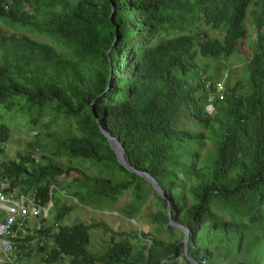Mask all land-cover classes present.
<instances>
[{"label":"trees","instance_id":"trees-1","mask_svg":"<svg viewBox=\"0 0 264 264\" xmlns=\"http://www.w3.org/2000/svg\"><path fill=\"white\" fill-rule=\"evenodd\" d=\"M77 3L73 21L70 0H0V18L31 26L65 47L60 52L0 30V102L9 110L19 104L74 119L73 131L44 134L49 148L55 156L90 160L101 173L19 155L0 162V177L15 190L35 191L46 205L56 201V189L61 191L58 177L77 169L81 176L66 186L67 194L91 205L100 199L114 203L132 189L134 200L123 212L134 217L147 198L144 186L152 185L119 162L103 127L122 141L129 163L152 174L166 193L156 192L162 209L152 211L151 220L178 230L170 224L174 220L188 228L189 239L187 248L182 233L174 241L154 237L136 249L130 238H112L104 252L95 253L88 247L91 230L104 224H60L72 208L53 209V202L54 222L39 232L57 246L44 250V260L56 263L70 256L69 264H178L176 259L187 255L200 264H264V0ZM253 5L259 10L249 79L226 87L225 99H216L210 113L203 77L189 74L198 72L199 54L236 53ZM210 29L223 36H211ZM0 140L7 141L5 129ZM117 171L128 178H117ZM56 225L58 232L51 233Z\"/></svg>","mask_w":264,"mask_h":264},{"label":"rangeland","instance_id":"rangeland-1","mask_svg":"<svg viewBox=\"0 0 264 264\" xmlns=\"http://www.w3.org/2000/svg\"><path fill=\"white\" fill-rule=\"evenodd\" d=\"M70 1L72 2L71 14L68 16L74 21L76 15L73 13L78 12V3L77 0ZM32 8L34 7L25 4V9L34 13ZM258 10L259 8L256 5L250 7L249 15L245 21L247 34L241 40L236 53L229 57L203 56L199 54L197 57L198 72L190 73L189 77L195 79L207 77L222 80L225 87L234 86L237 82H247L249 79L248 61L256 45L257 29L255 18ZM0 30L9 36L15 35L18 38L27 36L50 44L60 52L65 49L57 39L46 33H40L31 26L15 24L10 20L0 18ZM210 34L213 37L223 36L221 32L214 29H210ZM12 99L20 101V98L16 96ZM186 126L197 131L202 129V126L198 123L195 125L186 123ZM75 127V120L68 118L65 114H56L50 109L41 111L39 107L22 109V107L19 108V104L9 110L5 104L0 102V131L5 129L7 134L6 145L2 148L4 151L0 152V162L18 160L19 155H32L43 161L51 159L54 162H61L66 167L71 166L85 170L91 175L100 174L99 166L94 165L90 160L52 154L49 148L51 141L46 139L44 134L50 132L61 133L67 130L73 131ZM37 143L41 145L39 146ZM115 175L117 178H128V175L122 171H117ZM79 176H81V173L77 169H73L69 174H63L58 177L56 186L61 191L56 189L54 192L56 201H53V209H59L61 206L72 208L71 212L66 215L60 224L72 225L80 221L87 224L100 222L104 224L91 230V242L88 247L92 252H104L107 246L110 245L112 238L115 240H120L124 237L130 238L136 249H142L146 244H150L151 239L154 237H162L167 241L182 238V230H172L168 225L159 226L151 220L149 214L152 211L162 209V204L156 197V191L153 187L144 186L147 189V198L139 212L134 217H129L124 214L123 209L126 204L134 200L132 189L125 190L114 203L100 199L102 201L100 204L86 205L80 203L74 195L66 192V186ZM50 222H54L52 212L47 224ZM136 232L138 236H134ZM141 232L148 233L149 236L145 237L140 234ZM44 254L45 252L38 250L33 253L32 259L23 261L21 264H69L71 261L70 256H65L56 263H48L43 258ZM176 260L178 264H192L187 255L180 256Z\"/></svg>","mask_w":264,"mask_h":264},{"label":"built area","instance_id":"built-area-1","mask_svg":"<svg viewBox=\"0 0 264 264\" xmlns=\"http://www.w3.org/2000/svg\"><path fill=\"white\" fill-rule=\"evenodd\" d=\"M202 81L209 90L206 108L212 113L214 101L225 99L226 87L222 80L203 78ZM5 145L6 141L0 140V148ZM52 206V200L43 205L37 201L35 191L15 190L9 179L0 177V264H21L36 251L45 252L57 246L53 237L39 232L47 225ZM58 230L56 225L51 233Z\"/></svg>","mask_w":264,"mask_h":264},{"label":"water","instance_id":"water-1","mask_svg":"<svg viewBox=\"0 0 264 264\" xmlns=\"http://www.w3.org/2000/svg\"><path fill=\"white\" fill-rule=\"evenodd\" d=\"M102 132L104 133L105 136L108 137V139L110 140V143L113 147V149L115 150L118 160L119 162L128 170H130L131 172H134L140 176H142L147 182H149L152 187L154 188V190L157 192V194H159L160 196L166 197V193L164 192L163 188L161 187V185L159 184V182L156 180V178L150 174L149 172L146 171H142L137 169L136 167H133L128 159L125 156V148L124 145L122 143V141L119 139V137H115L113 135H111L107 130H105L103 127H101ZM170 202H168V211L170 212ZM170 224H172L173 226L179 228L182 230V232L184 233V242H185V248H187V243H188V239H189V230L187 227H185L184 225L174 221V220H170ZM186 253V252H185ZM188 259L190 260V262L192 264H200L199 262H197L196 260H194L193 258H191L190 256H188Z\"/></svg>","mask_w":264,"mask_h":264},{"label":"crops","instance_id":"crops-1","mask_svg":"<svg viewBox=\"0 0 264 264\" xmlns=\"http://www.w3.org/2000/svg\"><path fill=\"white\" fill-rule=\"evenodd\" d=\"M30 258L32 259L33 257L32 256H29L25 261H28L30 260Z\"/></svg>","mask_w":264,"mask_h":264}]
</instances>
